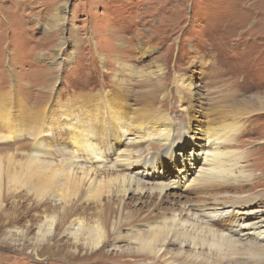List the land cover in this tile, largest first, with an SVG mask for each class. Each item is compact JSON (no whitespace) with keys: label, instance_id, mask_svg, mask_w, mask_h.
<instances>
[{"label":"bare ground","instance_id":"6f19581e","mask_svg":"<svg viewBox=\"0 0 264 264\" xmlns=\"http://www.w3.org/2000/svg\"><path fill=\"white\" fill-rule=\"evenodd\" d=\"M56 60L66 58L58 52ZM114 62L115 74L136 76L144 86L134 108L127 104L132 87L116 76L111 95L52 97L38 107L12 97L0 103V143L31 140L22 160L0 153V210L9 222L18 219L3 203L22 191L37 200L39 212L23 230L37 229V248L91 251L107 243L133 264H228L236 254L262 259L264 190L252 189L264 182V161L258 173L245 169H254L256 159L239 141L249 133L248 119L218 111L214 127L198 125L190 136L187 124L176 127L170 107L185 95L202 104L192 81L177 75L172 94L161 68L138 73L127 61ZM255 103L264 113V102ZM166 165L169 176L161 174ZM172 188L195 201L169 202ZM56 236L65 239L50 242Z\"/></svg>","mask_w":264,"mask_h":264},{"label":"rangeland","instance_id":"374dc122","mask_svg":"<svg viewBox=\"0 0 264 264\" xmlns=\"http://www.w3.org/2000/svg\"><path fill=\"white\" fill-rule=\"evenodd\" d=\"M58 52L66 58L61 64ZM113 59L127 61L138 73L161 68L163 85L172 94L177 75L192 81L202 104L185 95L180 102L174 98L170 107L176 127L187 124L190 136L198 125L214 127L218 111L247 118L249 133L239 138L245 140L239 145L256 158L254 169H245L260 172L264 113L254 108L255 102H264V0H0V103L12 97L38 107L52 97L66 102L99 90L111 95L116 76L132 87L127 104L134 108L144 86L136 76L115 74ZM59 134L64 138L65 133ZM30 141L0 143V153L22 160ZM172 172L166 165L161 174ZM262 190L264 182L252 189ZM22 193L13 203H3L17 222L10 223L0 210V264H133L107 243L91 251L34 247L37 229L23 230L39 212L37 200ZM167 193L172 203L195 201L183 189ZM64 239L56 236L50 242ZM234 256L228 264H264V256Z\"/></svg>","mask_w":264,"mask_h":264}]
</instances>
